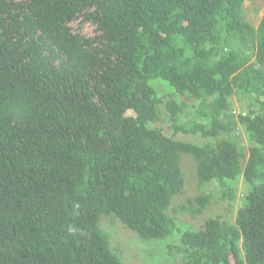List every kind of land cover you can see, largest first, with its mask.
I'll list each match as a JSON object with an SVG mask.
<instances>
[{
    "label": "trees",
    "instance_id": "obj_1",
    "mask_svg": "<svg viewBox=\"0 0 264 264\" xmlns=\"http://www.w3.org/2000/svg\"><path fill=\"white\" fill-rule=\"evenodd\" d=\"M246 1L0 0V264H127L102 218L178 231L183 157L221 198L247 188L233 221L168 245L174 264H264V11L255 26Z\"/></svg>",
    "mask_w": 264,
    "mask_h": 264
},
{
    "label": "rangeland",
    "instance_id": "obj_2",
    "mask_svg": "<svg viewBox=\"0 0 264 264\" xmlns=\"http://www.w3.org/2000/svg\"><path fill=\"white\" fill-rule=\"evenodd\" d=\"M263 11L264 0L246 1L244 3V13L247 19L255 26L258 24ZM158 81L164 82V84L159 83L160 86L157 89L164 96L172 90L165 80L155 79L154 84ZM232 102L231 111L235 115L245 110L246 97L244 95H234L232 97ZM151 126L164 129L166 128V123L161 122ZM177 136L180 137L183 135L178 134ZM233 136H235L240 143L248 145L247 134L241 125H237ZM185 138L196 142L198 140L196 135H187ZM182 163V169L186 177L185 187L183 191L175 197L172 208L170 209L171 213L177 218L178 231H174L172 234L162 239L145 242L140 240L131 230L124 227L118 220H114L109 216L102 218L101 227L109 233L111 246L119 250L121 259L127 264H174L167 253L168 245L177 244L182 231L199 227L205 218L209 216L218 215L222 220H234L235 211L247 188L242 176L226 181L227 184L235 189L234 199H229L228 197L221 198V189L216 181H214L211 186H201L197 181L195 168L191 160L187 157H183ZM205 188L211 189L215 196L211 198L208 207L203 209L200 213L193 215L189 212V209L187 210V208H190L188 201ZM193 205L195 204L193 203Z\"/></svg>",
    "mask_w": 264,
    "mask_h": 264
}]
</instances>
